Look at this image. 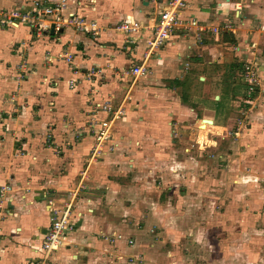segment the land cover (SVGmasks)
I'll list each match as a JSON object with an SVG mask.
<instances>
[{
  "label": "crops",
  "instance_id": "0c3cea01",
  "mask_svg": "<svg viewBox=\"0 0 264 264\" xmlns=\"http://www.w3.org/2000/svg\"><path fill=\"white\" fill-rule=\"evenodd\" d=\"M33 1L0 0V5L20 6ZM163 2V0H68L66 11L95 22L101 28L98 35L54 28V32L49 36L35 39L33 48L35 54L34 59H31L33 63L47 61L49 56L46 57L45 53L48 52L54 54L50 63L57 58L61 59L58 61L59 68L54 72L56 77L54 80L58 82L53 84L57 86L59 93L62 90L68 91L66 96L63 93L62 96L66 98L68 108L71 110L76 109L77 106L83 109L94 101L111 97L114 103L119 104L126 94L129 95V99L124 100L126 114L115 127V131L118 129L115 137L119 146L114 152L99 158L98 163L88 162L87 157L85 160L87 166L83 168L85 177L79 178L75 183L70 179L75 178L72 175L76 165L75 168L72 167L67 157L52 159V164L60 163L59 165L65 167L64 176H53L54 179L48 180L45 184L40 182L37 186L33 185L32 193L22 194L19 197L20 201L15 207L18 212H10L13 216L8 214L5 220L0 222V264H39L42 256L41 243L49 226V202L53 201L57 204L64 202L70 192L77 189L81 183L87 185L89 190L81 191L74 199L76 229L65 236L58 249L50 253L47 264H102L103 261L105 264L106 262L125 264L116 261L113 256L110 258L106 256V260H103V252L98 249L102 245L96 244V239L99 238L98 231L101 230L103 233L107 230L114 233L119 230L112 229L117 226V221L112 218L111 211L117 209L122 199L127 201L128 205V208L125 207V212H134L135 209L138 212H151L159 204L176 212L180 203L185 201L180 202V199L193 192L191 186L201 183L200 174L194 184H191L194 178L186 170L188 167L198 169L202 167V160L199 158L205 147L201 144L200 134L184 132L186 137L184 142L192 144L194 150H190L187 156L178 157L175 154L170 156V153L165 152V147L173 146L174 150L181 142L171 139L169 142L173 145L158 147V144L154 145L146 140L152 135L158 138L157 141L160 143L161 139L170 137L167 128L163 127L167 123L159 117L158 121L161 123L157 125L156 119L145 122L140 115L138 119L142 121L139 122H142L144 127H148L144 135H140L144 130H138L132 123L135 119L134 115H138L143 102L138 105L139 102L134 100V97L140 94L142 97L147 90L154 92L156 96L158 94L156 90L159 89L156 85H160L159 77H162L161 74L169 75L170 77L167 78L170 79L169 84L172 83L176 89L168 85L162 88L165 92L161 94L168 95L172 90H180L178 94L173 92L175 96L172 97V103L175 112H171L170 116H177L181 128L189 129L191 125L185 123L196 121L200 125H198L199 129H204L205 124L218 125L220 129H225L232 98L226 94L216 93L211 98L212 102H203L204 98L192 96L191 92L192 89L201 87L206 79L210 77L215 79L221 67L224 71L219 75L225 74L224 79L231 78L235 83L237 75L242 73V67L246 63L253 62L261 69L264 79V48L261 47V43L264 44V0H190V5L182 12V16L195 18L198 26L203 30L198 31L191 27L188 30L174 31L166 44L150 56L148 64L151 76L143 78L150 81L146 83L147 90L140 89L138 83L142 79L134 80L131 77L127 78L128 76L119 78L121 77L119 74L132 63L140 61L149 31L142 30L140 38L132 39L134 37L115 32L113 29L115 25L129 17L151 27ZM225 25H229V29L223 30ZM212 27L218 28L217 33L206 31ZM11 32L13 36L26 37L27 41L29 37L36 38L23 26ZM68 55L73 56V66L69 63L67 66L66 61L61 58ZM92 70L96 75L92 76ZM60 78L63 82L59 80ZM69 80H77L71 90L67 87ZM230 84L231 81L229 86ZM244 89H247L246 84ZM255 91L259 95L264 91V87L256 88ZM254 95L255 92L251 94L247 92L246 97L250 98ZM244 102L247 103L248 100L245 99ZM193 105H197L196 109H200V117ZM218 107L220 111H216ZM90 112L91 109L88 108L82 111L84 120L88 121ZM254 124H256L254 131L245 134L246 138L243 134L241 138L243 145L251 147V150L264 151V124H260L258 120L254 121ZM161 126L162 128H159ZM131 135L137 137L136 140L142 145L135 149L130 147L128 151V148L124 147ZM85 144L89 145L88 142ZM74 152L77 157L82 154V148L78 147ZM89 153L90 149L87 155ZM165 154L170 158H165ZM95 162L96 164L93 165ZM79 164L80 162L77 166ZM126 167H130V173H127ZM158 168L165 169L167 174H158ZM172 173L177 177L178 184L171 181L167 185L165 181L170 180L165 176ZM195 174L198 175L199 171L196 170ZM97 176L101 177L98 179ZM49 182L51 186H47ZM156 183L162 184L160 188L155 186ZM101 188L103 190H100ZM121 250H124L123 247Z\"/></svg>",
  "mask_w": 264,
  "mask_h": 264
},
{
  "label": "rangeland",
  "instance_id": "374dc122",
  "mask_svg": "<svg viewBox=\"0 0 264 264\" xmlns=\"http://www.w3.org/2000/svg\"><path fill=\"white\" fill-rule=\"evenodd\" d=\"M117 25L113 29L115 32H118L115 30ZM14 29L0 23V222L8 214L12 217L10 212H18L15 207L20 201L19 197L32 193L33 185L37 186L40 182L45 184L54 179L53 176H64L65 167L60 163L52 164V159L67 157L72 167L76 165L72 175L75 178L70 179L75 183L85 173V160L88 157L90 162L91 156V153L87 155L91 140L83 133L88 123L81 115L84 109H90L91 104L83 109L81 106L73 110L68 108L66 98L62 96V93L66 96L68 91L59 93L53 84L58 82L54 80V72L59 68L58 61L61 59L50 63L54 54L48 52L45 53V56H49L47 61L33 63L31 59H34L35 54V39L44 37H29L27 41L26 37L13 36L11 31ZM64 29L74 31L70 27ZM261 47L264 48L263 43ZM61 58L67 66L68 63L73 66L72 55ZM246 65L242 67V73L237 75L235 83L231 78L224 79L225 74L219 75L224 71L221 67L215 79H206L201 87L191 92L192 96L204 98L203 102L211 101L216 93L232 98L225 129L208 124H205L204 129H199L196 121L185 123L191 125L189 129L181 128L177 116H170L171 112H175L173 92L178 94L180 90H172L173 84H169L170 79H167L169 75L161 74L162 77H159L160 85L157 84L156 88L160 90H156V96L146 89L150 79H142L138 83L140 89L148 92L143 93L142 97L141 94L134 97L138 105L142 102L143 105H140L138 115L133 113V127L144 130L140 133L144 135L148 127L139 121L151 122L156 119L159 125L161 122L158 117L165 120L167 125L163 127L167 128L170 137L161 139L160 143L152 135L146 140L158 144V147L173 145L169 142L171 139L180 141L176 149L173 150V146L164 149L170 156L175 154L178 157L187 156L190 150H194L192 144L184 142L186 137L183 133L198 132L201 144L205 147L199 158L202 167H188L186 170L194 178L191 184L200 174L201 183L196 187L191 186L193 192L180 199V202L185 201L180 203L181 207L176 212L163 204L151 212H138L136 209L134 212H125L128 205L122 199L117 209L111 211L112 218L117 221V226L112 229L119 230L114 233L98 231L96 244L102 245L98 249L103 252V260H106V256H113L116 261L125 264H264V151L255 147L256 150H251V147L243 145L241 139L243 134L245 137V134L255 130L254 121L264 124V91L259 92V95L255 91L256 88L264 87V79L261 69L252 62L257 80L253 90L255 95L246 97ZM119 75V78L124 77V71ZM59 80L63 82L61 78ZM168 85L172 87V92L161 94L165 92L162 88ZM196 111L200 117V109ZM216 111H220V108ZM140 115L143 116L142 120L138 119ZM115 132L118 134V129ZM136 138L129 136L124 148L129 151L130 147L135 149L142 145ZM87 142L89 145L85 144ZM78 147L82 148V154L76 157L73 151ZM170 156L165 154V158ZM130 167H126L127 173H130ZM196 170L199 171L198 175L195 174ZM157 173L167 174L161 168L157 169ZM97 177L99 179L101 176ZM165 177L170 180L165 181L167 185L171 181L178 184L173 173ZM50 183L47 186H51ZM160 183L155 186L160 188ZM172 203H175L173 199ZM122 247L125 251L121 250Z\"/></svg>",
  "mask_w": 264,
  "mask_h": 264
},
{
  "label": "built area",
  "instance_id": "2783aa9c",
  "mask_svg": "<svg viewBox=\"0 0 264 264\" xmlns=\"http://www.w3.org/2000/svg\"><path fill=\"white\" fill-rule=\"evenodd\" d=\"M163 6L154 22L150 26H145L141 22L132 17L120 22L115 30L123 34L140 38L142 30L149 31V36L145 38V49L141 54L140 61L132 63L124 71L125 76H130L134 80L143 79L150 74L148 61L150 56L166 44L170 35L177 30H188L193 27L195 30L202 31L195 18L182 16V12L190 5V0H163ZM68 0H34L30 4H21L20 6L0 7V23L2 25L17 28L24 26L28 29L31 36L41 38L50 34L52 25L55 28H73L79 33H89L98 35L99 27L95 22L86 20L80 15L67 10ZM229 29V25H225L223 30ZM210 33L215 34L217 27L209 28ZM133 41V40H131ZM92 76L96 75L95 71H91ZM245 80L248 82V94L253 93L256 80V70L251 64L244 67ZM90 80L91 78H87ZM77 80L67 81V87L73 89ZM129 95L126 94L124 100H128ZM124 100L116 104L113 98L105 100H97L92 102L90 109L91 115L88 119L85 133L91 140L90 161H96L102 156L112 153L118 148L119 144L116 139L115 127L126 114ZM79 133L80 136L83 134ZM85 177L83 173L82 178ZM89 187L85 184L74 191L70 192L67 199L57 204L53 201L49 202V226L41 243L42 256L39 264H47L49 255L58 249L63 243L65 236L74 232L76 229V215L73 211L74 199L81 191H88Z\"/></svg>",
  "mask_w": 264,
  "mask_h": 264
},
{
  "label": "water",
  "instance_id": "95a60500",
  "mask_svg": "<svg viewBox=\"0 0 264 264\" xmlns=\"http://www.w3.org/2000/svg\"><path fill=\"white\" fill-rule=\"evenodd\" d=\"M54 28H55V26L52 25L51 28H50V33H51V34L54 32Z\"/></svg>",
  "mask_w": 264,
  "mask_h": 264
},
{
  "label": "trees",
  "instance_id": "16d2710c",
  "mask_svg": "<svg viewBox=\"0 0 264 264\" xmlns=\"http://www.w3.org/2000/svg\"><path fill=\"white\" fill-rule=\"evenodd\" d=\"M50 34H47L46 36H49ZM46 36H44V37H46Z\"/></svg>",
  "mask_w": 264,
  "mask_h": 264
}]
</instances>
